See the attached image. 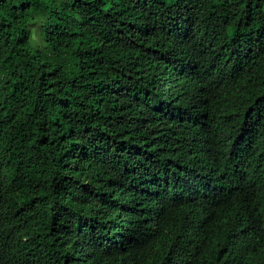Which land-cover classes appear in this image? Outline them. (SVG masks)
I'll return each instance as SVG.
<instances>
[{
  "label": "trees",
  "instance_id": "1",
  "mask_svg": "<svg viewBox=\"0 0 264 264\" xmlns=\"http://www.w3.org/2000/svg\"><path fill=\"white\" fill-rule=\"evenodd\" d=\"M0 264H264V0H0Z\"/></svg>",
  "mask_w": 264,
  "mask_h": 264
},
{
  "label": "clouds",
  "instance_id": "2",
  "mask_svg": "<svg viewBox=\"0 0 264 264\" xmlns=\"http://www.w3.org/2000/svg\"><path fill=\"white\" fill-rule=\"evenodd\" d=\"M59 6V3L57 4ZM45 18L41 15H36L35 18L30 22L31 24H35L37 26L44 23ZM43 39V34L39 33L37 28H30L29 40L27 41L28 46L36 49L40 46Z\"/></svg>",
  "mask_w": 264,
  "mask_h": 264
}]
</instances>
